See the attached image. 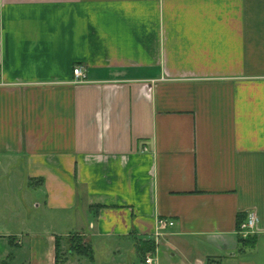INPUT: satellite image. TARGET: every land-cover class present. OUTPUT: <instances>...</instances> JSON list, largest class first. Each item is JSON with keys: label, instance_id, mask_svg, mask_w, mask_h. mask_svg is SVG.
<instances>
[{"label": "crops", "instance_id": "0c3cea01", "mask_svg": "<svg viewBox=\"0 0 264 264\" xmlns=\"http://www.w3.org/2000/svg\"><path fill=\"white\" fill-rule=\"evenodd\" d=\"M125 241L264 264V0H0V264Z\"/></svg>", "mask_w": 264, "mask_h": 264}, {"label": "rangeland", "instance_id": "374dc122", "mask_svg": "<svg viewBox=\"0 0 264 264\" xmlns=\"http://www.w3.org/2000/svg\"><path fill=\"white\" fill-rule=\"evenodd\" d=\"M86 228V224H80V226H68L63 227L61 234L63 237L73 232L75 229ZM121 254H106L97 250V262L96 264H144L143 258L138 255V253L134 250L133 244L131 242H121L120 243ZM68 246L66 245L64 251L69 252ZM105 251V250H104ZM104 255V256H103ZM153 259L156 264H171L178 263L177 256L172 257V252L168 250L163 244L157 248L156 254L152 253ZM76 259V258H75ZM82 259V260H81ZM88 263V259L80 258L79 261ZM77 261V260H76ZM75 261V262H76ZM75 262L73 264H75Z\"/></svg>", "mask_w": 264, "mask_h": 264}, {"label": "built area", "instance_id": "2783aa9c", "mask_svg": "<svg viewBox=\"0 0 264 264\" xmlns=\"http://www.w3.org/2000/svg\"><path fill=\"white\" fill-rule=\"evenodd\" d=\"M86 83V75L81 66H75L73 68V84H85ZM255 224H256V216L254 213H249L244 222L240 223L237 228L236 234L245 239L255 231ZM174 222L171 220H157V230L155 233V240H157L161 233L168 228L172 227ZM144 264H156L155 260L153 259L152 253L147 252L143 257ZM201 264H214L210 260H207Z\"/></svg>", "mask_w": 264, "mask_h": 264}, {"label": "trees", "instance_id": "16d2710c", "mask_svg": "<svg viewBox=\"0 0 264 264\" xmlns=\"http://www.w3.org/2000/svg\"><path fill=\"white\" fill-rule=\"evenodd\" d=\"M69 242H70V245H69L68 250L73 255L86 257L89 260L93 259L92 249L90 245L83 242L82 238L78 236H74L69 240ZM238 242H239V246L241 250H244L245 248H252L255 243V239L252 236H248L245 239L239 238ZM136 247H137L136 249H137L138 255L141 256L142 258L144 257L145 253L152 252L155 249V245L153 241L137 243Z\"/></svg>", "mask_w": 264, "mask_h": 264}]
</instances>
